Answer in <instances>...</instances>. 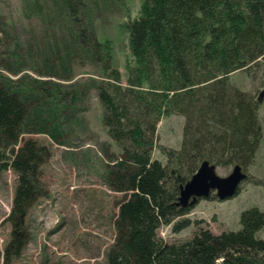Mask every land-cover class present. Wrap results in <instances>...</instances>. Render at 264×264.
Masks as SVG:
<instances>
[{"label":"trees","instance_id":"1","mask_svg":"<svg viewBox=\"0 0 264 264\" xmlns=\"http://www.w3.org/2000/svg\"><path fill=\"white\" fill-rule=\"evenodd\" d=\"M62 2L77 45L108 62L97 90L102 122L121 150L109 164V181L125 195L108 264H264V239L258 235L264 211L245 209L239 230L214 234L200 226L204 221L185 218L191 206L177 204L180 186L205 161L216 168L240 166L249 179L262 140L260 101L251 87L232 83L231 75L242 71L252 82L264 78V0H141L137 15L123 26L129 51L124 73L112 65L109 42L91 36L90 24L83 26L87 0ZM1 76L0 173L18 175L7 263L26 244V217L49 154L31 140L19 146L28 109L19 90ZM70 93L69 105L83 99L82 92ZM172 115L184 118L178 148L158 143L159 124ZM192 225L196 230L188 239L168 242L159 236L163 227L179 233Z\"/></svg>","mask_w":264,"mask_h":264},{"label":"rangeland","instance_id":"2","mask_svg":"<svg viewBox=\"0 0 264 264\" xmlns=\"http://www.w3.org/2000/svg\"><path fill=\"white\" fill-rule=\"evenodd\" d=\"M87 2L83 26L90 24L91 36L109 42L112 65L124 73L129 51L123 26L137 15L141 0ZM62 3L0 0V75L19 90L28 109L19 146L31 140L49 154L39 169L38 198L26 217V244L21 255L7 263L5 248L12 237L8 216L18 175L13 170L0 173V264H108L107 255L117 237L118 204L125 195L110 184L108 171L121 150L102 122L97 90L108 62L98 61L77 45ZM231 82L242 89L252 88L256 99L264 91V78L252 82L242 71L232 74ZM78 91L83 99L69 105L70 92ZM258 115L262 140L248 169L249 179L232 198L219 200L211 195L198 200L185 217L204 221L200 226L214 234L239 230L245 209L264 211V97ZM183 124L182 116L163 118L158 143L178 148ZM155 156L164 159L158 149ZM231 171L216 168L220 177ZM195 230L192 225L174 233L172 226H166L159 236L168 242L182 241ZM258 235L264 239V228Z\"/></svg>","mask_w":264,"mask_h":264},{"label":"water","instance_id":"3","mask_svg":"<svg viewBox=\"0 0 264 264\" xmlns=\"http://www.w3.org/2000/svg\"><path fill=\"white\" fill-rule=\"evenodd\" d=\"M264 97V91L260 93L259 101ZM247 178L240 166H235L226 177H220L216 173V167L205 161L198 171L184 184L180 186L178 205L181 207L194 206L198 200L209 198L216 192L215 197L226 200L235 196L241 183Z\"/></svg>","mask_w":264,"mask_h":264}]
</instances>
